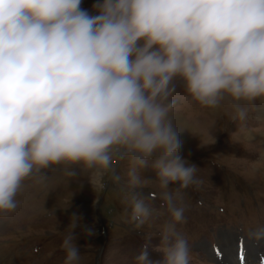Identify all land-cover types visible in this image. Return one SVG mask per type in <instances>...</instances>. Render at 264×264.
<instances>
[{
	"label": "clouds",
	"instance_id": "9594fccd",
	"mask_svg": "<svg viewBox=\"0 0 264 264\" xmlns=\"http://www.w3.org/2000/svg\"><path fill=\"white\" fill-rule=\"evenodd\" d=\"M82 3L0 0V212L14 210L22 182L51 165L82 163L119 181L115 163L128 160L124 201L139 228L152 211L138 169L150 166L171 222L151 247L162 258L153 262L145 243L134 264H190L176 202L199 182L181 155L174 81L209 108L229 98L233 122L264 106V0H93L91 11ZM69 227L63 264H76V230L97 233L75 212ZM249 236L264 240V226Z\"/></svg>",
	"mask_w": 264,
	"mask_h": 264
},
{
	"label": "rangeland",
	"instance_id": "374dc122",
	"mask_svg": "<svg viewBox=\"0 0 264 264\" xmlns=\"http://www.w3.org/2000/svg\"><path fill=\"white\" fill-rule=\"evenodd\" d=\"M92 3L83 0L82 7L91 11ZM174 83L178 102L173 120L188 126L187 135H180L181 155L196 166L199 182L182 189V199L176 202L185 209L175 227L189 243L190 264H263L264 240L250 238L249 232L264 226V161L259 160L264 152V106L249 105L247 120L233 122L229 98L209 108L188 96L181 80ZM69 167L78 169L76 177L65 174ZM130 167L128 160L115 163L119 181L82 163L51 165L26 178L17 207L0 212V264H63L61 244L74 212L97 233L87 237L76 230V264H134L145 243L150 245L149 258L159 261L162 253L151 247L160 243V231L171 217L155 170L148 166L138 169L146 181L138 191L152 214L139 228L128 222L131 208L124 196ZM240 237L242 261L237 256Z\"/></svg>",
	"mask_w": 264,
	"mask_h": 264
},
{
	"label": "bare ground",
	"instance_id": "6f19581e",
	"mask_svg": "<svg viewBox=\"0 0 264 264\" xmlns=\"http://www.w3.org/2000/svg\"><path fill=\"white\" fill-rule=\"evenodd\" d=\"M178 120H180V119H178ZM175 124L178 126V127H182V131H181V133H180V135H181V137H184L185 135H187V130H188V126H187V124L186 123H184L183 121H176L175 122ZM262 136H264V134L262 135ZM256 137V136H255ZM262 138V137H261ZM264 138V137H263ZM259 139V138H258ZM230 252V249L228 250V253ZM227 260H232V259H230V258H228ZM231 264H238V263H236L235 261H233Z\"/></svg>",
	"mask_w": 264,
	"mask_h": 264
}]
</instances>
